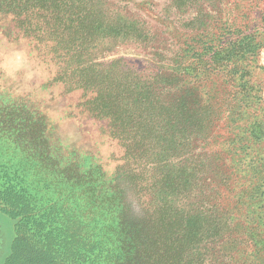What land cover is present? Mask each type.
Returning a JSON list of instances; mask_svg holds the SVG:
<instances>
[{"label": "rangeland", "instance_id": "374dc122", "mask_svg": "<svg viewBox=\"0 0 264 264\" xmlns=\"http://www.w3.org/2000/svg\"><path fill=\"white\" fill-rule=\"evenodd\" d=\"M104 3L110 21H138L148 42L108 35L79 56L61 49L54 56L51 43L15 40L0 21V168L17 172L40 203H82L93 188L97 195L124 162V147L105 120L82 111L89 89L67 85L57 73L61 66L105 63L134 80L136 73L167 67L180 47L187 90L197 88L200 106L217 111L208 128L204 119L196 131L186 127L181 150L185 165L196 169L187 195L218 222L219 235L204 245L208 262L264 264V0H196L182 11L172 0ZM13 103L31 116L15 117ZM95 168L100 181L89 184L87 173ZM145 168L147 181L135 197L158 201L165 196L152 186L159 169ZM14 235V221L0 211V264Z\"/></svg>", "mask_w": 264, "mask_h": 264}, {"label": "trees", "instance_id": "16d2710c", "mask_svg": "<svg viewBox=\"0 0 264 264\" xmlns=\"http://www.w3.org/2000/svg\"><path fill=\"white\" fill-rule=\"evenodd\" d=\"M104 2L0 0V21L15 40H31L33 47L51 43L54 56L59 49L68 57L79 56L87 45L108 35L148 42L150 36L141 32L138 21H110ZM194 3L171 4L182 11ZM175 43L179 45L180 37ZM104 64H81L72 70L61 66L57 74L61 72L58 78L67 85L89 89L91 95L79 106L90 117L106 121L124 147V162L111 180H102L97 195L91 189L82 203H40L26 192L17 172L1 167L0 211L14 221L15 233L4 264H217L208 262L204 245L219 235L218 222L187 195L196 169H189L181 154L186 127L196 131L204 119L208 128L217 111L200 106L197 88L187 90L180 47L167 67L136 73L134 80ZM113 71L116 77H110ZM13 106L19 108L15 117L31 116L19 103ZM200 108L207 112L203 117ZM145 165L159 169L152 186L165 196L158 201L135 197L147 181ZM98 176V169H90L89 184L100 181Z\"/></svg>", "mask_w": 264, "mask_h": 264}]
</instances>
